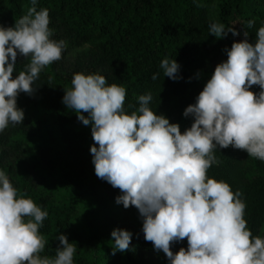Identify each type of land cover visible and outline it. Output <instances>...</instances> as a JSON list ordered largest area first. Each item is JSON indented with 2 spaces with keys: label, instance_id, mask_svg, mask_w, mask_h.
I'll use <instances>...</instances> for the list:
<instances>
[{
  "label": "trees",
  "instance_id": "obj_1",
  "mask_svg": "<svg viewBox=\"0 0 264 264\" xmlns=\"http://www.w3.org/2000/svg\"><path fill=\"white\" fill-rule=\"evenodd\" d=\"M29 6L30 0H0V26H13ZM36 7L48 10L51 39L64 40L66 47L61 59L39 73L31 95L18 94L24 118L0 131V170L18 195L48 213L38 229L45 241L40 255L53 256L56 236L64 234L77 249L73 264H168L163 252L144 240L138 210L117 205L120 190L95 175L90 125H82L61 102L64 89L71 87L73 73H99L108 84L125 88L127 112L138 107L139 95L150 92V108L182 133L193 122L183 111L215 66L226 61L224 49L245 32L254 42L264 24V0H37ZM211 22L231 26L237 35H209ZM165 56L180 65L179 81L163 77L159 62ZM26 63L18 54L12 78ZM155 72L160 75L152 80ZM250 91L258 93L259 86ZM214 154L219 163L206 175L241 193L246 226L264 238V161L231 146ZM113 229L132 233L127 251L113 254ZM181 247L187 249L186 238L170 244L174 254Z\"/></svg>",
  "mask_w": 264,
  "mask_h": 264
},
{
  "label": "clouds",
  "instance_id": "obj_2",
  "mask_svg": "<svg viewBox=\"0 0 264 264\" xmlns=\"http://www.w3.org/2000/svg\"><path fill=\"white\" fill-rule=\"evenodd\" d=\"M36 5L30 0L13 26H0V131L21 124L18 94L31 95L39 73L61 59L66 47L64 40L51 39L48 10ZM252 25L248 20L247 27ZM208 32L217 39L237 35L219 22L209 23ZM224 51L226 61L215 66L195 102L184 109L182 115L193 122L182 133L150 108V92L139 95L138 107L127 112L125 88L108 84L99 73H73L71 87L64 89L61 102L82 125H90L95 175L120 190L117 205L138 210L144 240L162 251L168 264H264V238L246 226L241 193L206 175L219 163L215 151L229 146L264 161V24L253 43L245 32ZM18 54L28 63L12 78ZM159 69L172 81L182 78L175 59L165 56ZM253 85L258 93L250 91ZM47 215L18 195L0 170V264H73L77 249L64 234L56 236L53 256L40 255L45 241L38 229ZM110 236L113 254L129 249L132 233L113 229ZM185 238L187 249L174 254L170 244Z\"/></svg>",
  "mask_w": 264,
  "mask_h": 264
},
{
  "label": "rangeland",
  "instance_id": "obj_3",
  "mask_svg": "<svg viewBox=\"0 0 264 264\" xmlns=\"http://www.w3.org/2000/svg\"><path fill=\"white\" fill-rule=\"evenodd\" d=\"M215 17H217V15Z\"/></svg>",
  "mask_w": 264,
  "mask_h": 264
}]
</instances>
